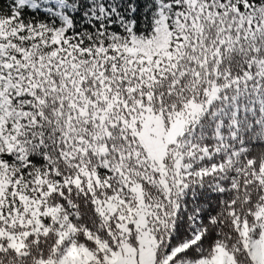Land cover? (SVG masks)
<instances>
[{"label": "snow or ice", "instance_id": "snow-or-ice-1", "mask_svg": "<svg viewBox=\"0 0 264 264\" xmlns=\"http://www.w3.org/2000/svg\"><path fill=\"white\" fill-rule=\"evenodd\" d=\"M0 264H264V0H0Z\"/></svg>", "mask_w": 264, "mask_h": 264}]
</instances>
